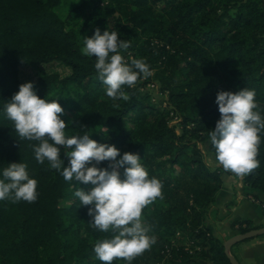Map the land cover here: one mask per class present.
<instances>
[{
    "label": "trees",
    "instance_id": "obj_1",
    "mask_svg": "<svg viewBox=\"0 0 264 264\" xmlns=\"http://www.w3.org/2000/svg\"><path fill=\"white\" fill-rule=\"evenodd\" d=\"M63 0H0V180L10 163H24L37 180L35 202L0 200V264H103L96 242L111 231L93 228L88 208L75 197L87 184L66 181L48 162L35 159L38 141L20 140L5 105L19 91L20 69H37L35 90L65 109L66 135L85 132L99 143L115 145L120 156L139 154L141 163L162 182L163 199L143 210L156 242L131 264H231L224 242L206 223L223 186L222 168L211 166L200 143L209 140L220 119L219 91L254 90L264 117V7L262 0H77L71 22L57 11ZM116 32L130 42L121 54L131 63L143 59L164 91L168 106L124 86L130 99L113 100L98 78L96 58L85 55V36L96 29ZM60 62L69 75L48 73L41 65ZM146 83V81H145ZM171 112L181 116L170 124ZM177 127H181L180 133ZM260 167L244 176L246 185L264 192V131ZM61 158L68 165L69 159ZM120 157H117L119 159ZM104 161L97 167H108ZM123 174V169L120 170ZM8 182V181H6ZM66 202V204H63ZM244 233L251 219L235 221ZM113 264H129L114 260Z\"/></svg>",
    "mask_w": 264,
    "mask_h": 264
},
{
    "label": "clouds",
    "instance_id": "obj_2",
    "mask_svg": "<svg viewBox=\"0 0 264 264\" xmlns=\"http://www.w3.org/2000/svg\"><path fill=\"white\" fill-rule=\"evenodd\" d=\"M83 53L96 58L98 78L106 86V94L113 100L128 101L130 96L123 87H135L141 75L144 79L154 74L143 59H132L129 64L121 54L130 42L119 39L116 32L96 29L92 37L85 36ZM254 90L219 91L216 97L220 119L209 132L215 148V159L225 172L243 178L260 167L259 146L264 131ZM6 115L14 124L20 140L38 141L34 145L38 163L48 162L52 169L61 172L66 181L92 184L90 191L77 188L74 192L81 205L88 208L90 225L102 232L111 231L110 239L96 242L94 253L103 264L114 260L131 261L151 249L156 242L149 235L150 226L143 219V210L157 199H163L162 182L149 177L139 154L125 152L115 145L99 143L87 132L83 135H66V123L61 118L65 109L58 100L49 101L37 95L34 82L23 83L19 91L5 105ZM70 158L65 166L61 158ZM117 157H120L117 159ZM108 161V167H97ZM123 169V174H121ZM0 180V200L14 203H33L38 198V182L29 177L27 165L10 163ZM8 181V182H6Z\"/></svg>",
    "mask_w": 264,
    "mask_h": 264
},
{
    "label": "crops",
    "instance_id": "obj_3",
    "mask_svg": "<svg viewBox=\"0 0 264 264\" xmlns=\"http://www.w3.org/2000/svg\"><path fill=\"white\" fill-rule=\"evenodd\" d=\"M262 4L264 7V0ZM202 150L209 165L222 168L217 164L213 153L209 150L206 152L204 148ZM221 177L223 186L217 194L214 207L207 214L206 223L212 234L225 242L239 233L237 225H233L235 221L251 219L255 225L264 224L259 201L250 199V196H254L262 200L264 192L249 188L244 177H237L231 172L222 170ZM230 251L240 264H264V235L239 242ZM202 264L214 263L209 259L203 260Z\"/></svg>",
    "mask_w": 264,
    "mask_h": 264
},
{
    "label": "rangeland",
    "instance_id": "obj_4",
    "mask_svg": "<svg viewBox=\"0 0 264 264\" xmlns=\"http://www.w3.org/2000/svg\"><path fill=\"white\" fill-rule=\"evenodd\" d=\"M77 0H63V3L61 6L57 8V11L59 14L67 21L71 22V18L73 16L72 13V7L74 3H76ZM41 69L45 70L48 73L58 72L62 76L69 75L71 70L61 64L60 62H53L50 64H43L41 65ZM20 79L22 83H27L29 81L34 82V87L37 82L38 76H37V69L31 66H26L20 69ZM146 81V83H145ZM140 91L142 94H148L150 97V100L153 103L162 105L163 107H167L165 105V102L168 99V91H164L161 88V84L156 79H144L143 77L140 80ZM77 116L76 113H71L67 117V122H72V120ZM179 126V123L176 124ZM181 127L177 128V132L180 133ZM201 149H205L206 152L209 150V140H206L202 143H200ZM207 161V160H206ZM208 163V162H207ZM94 187L92 184H87L88 191H90ZM249 188H251L249 186ZM63 204H66V202H63ZM264 223V222H263ZM264 226V224L262 225ZM240 233V232H239ZM262 236V235H260ZM258 237V236H257Z\"/></svg>",
    "mask_w": 264,
    "mask_h": 264
},
{
    "label": "water",
    "instance_id": "obj_5",
    "mask_svg": "<svg viewBox=\"0 0 264 264\" xmlns=\"http://www.w3.org/2000/svg\"><path fill=\"white\" fill-rule=\"evenodd\" d=\"M260 235H264V226L253 228L247 232L244 233H238L231 238H229L227 241L224 242L225 247V253L230 259L231 264H240V262L235 258V256L231 253L230 249L235 244L242 242L244 240L254 238Z\"/></svg>",
    "mask_w": 264,
    "mask_h": 264
},
{
    "label": "built area",
    "instance_id": "obj_6",
    "mask_svg": "<svg viewBox=\"0 0 264 264\" xmlns=\"http://www.w3.org/2000/svg\"><path fill=\"white\" fill-rule=\"evenodd\" d=\"M165 105L168 106V101L165 102ZM170 124L171 125H175L177 126L176 124H180L181 121H182V118L181 116H179L178 114H176L175 112H171V115H170ZM178 128V127H177ZM250 199L252 201H259L260 205H261V209H262V212H263V218H264V198L262 200H258L257 198H255L254 196H250Z\"/></svg>",
    "mask_w": 264,
    "mask_h": 264
}]
</instances>
